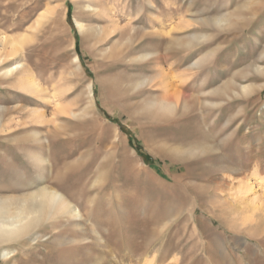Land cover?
Here are the masks:
<instances>
[{
  "label": "rangeland",
  "instance_id": "rangeland-1",
  "mask_svg": "<svg viewBox=\"0 0 264 264\" xmlns=\"http://www.w3.org/2000/svg\"><path fill=\"white\" fill-rule=\"evenodd\" d=\"M21 39L3 65L40 91L0 79V195L60 179L88 222L0 264H264V0H0V55Z\"/></svg>",
  "mask_w": 264,
  "mask_h": 264
},
{
  "label": "bare ground",
  "instance_id": "bare-ground-1",
  "mask_svg": "<svg viewBox=\"0 0 264 264\" xmlns=\"http://www.w3.org/2000/svg\"><path fill=\"white\" fill-rule=\"evenodd\" d=\"M93 9L97 10V8ZM226 21L218 20L217 26H227L229 22ZM77 26L80 32L87 31L86 26L82 22L77 21ZM23 43V39L20 41L11 40L12 49L10 54L0 55V65L5 64L9 59L11 60L12 56L19 54L20 51L15 48V45H22ZM144 57L146 58L148 55ZM256 71L264 73V69L260 67L256 68ZM13 78L16 79L18 87L22 90L29 93L40 91L39 85L28 75V70L22 58L0 67V79L10 80ZM263 87L261 86L260 89ZM242 91L249 93L253 89L251 87H243ZM88 97L89 105H92L94 100L92 85L88 86ZM169 106V104H163V108H168ZM33 136L34 142L38 143V145L44 142L39 133H34ZM29 160L37 171H45L46 164L49 162L46 157L34 152L29 153ZM45 180V176L40 175L39 179L34 182L16 181L12 184H7L5 189H14L21 194L0 195V251L4 259L12 257L14 253L10 248L12 244L29 238L30 240L37 241L40 238L39 229H43L42 231L50 229V234L53 235V238L59 244H64L63 241L68 240V238H61V232L64 229L74 228L80 233L84 232V226H86L88 219L84 216L80 207L61 191L63 182L61 183L60 179H58L50 186H47L44 185ZM93 232L101 244H106V239L102 233L96 230ZM72 240L73 243L79 245L87 241L83 236Z\"/></svg>",
  "mask_w": 264,
  "mask_h": 264
}]
</instances>
